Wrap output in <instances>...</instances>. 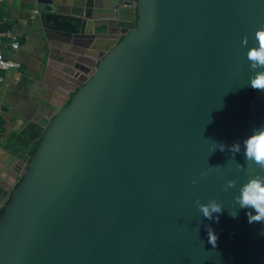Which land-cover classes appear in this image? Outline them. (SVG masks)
<instances>
[{
  "label": "water",
  "instance_id": "95a60500",
  "mask_svg": "<svg viewBox=\"0 0 264 264\" xmlns=\"http://www.w3.org/2000/svg\"><path fill=\"white\" fill-rule=\"evenodd\" d=\"M34 1L81 49L66 55L78 79L0 188V264H264V223L234 199L260 170L230 151L264 126L246 59L264 0H137L131 16L119 0ZM211 199L218 223L196 204Z\"/></svg>",
  "mask_w": 264,
  "mask_h": 264
},
{
  "label": "crops",
  "instance_id": "0c3cea01",
  "mask_svg": "<svg viewBox=\"0 0 264 264\" xmlns=\"http://www.w3.org/2000/svg\"><path fill=\"white\" fill-rule=\"evenodd\" d=\"M0 15L4 20L0 25V46L6 56L21 63L19 68L0 70V188H4L13 185L20 175L14 167L21 170L28 161L26 153L15 146L14 134L32 123L45 126L68 100L78 73L66 55L81 49L64 43L50 31V23L40 17L34 0H6L0 6ZM6 30L18 36L20 48L11 47L10 39L1 34ZM100 36L95 40L98 49L109 42L106 36ZM68 71L72 75L66 74ZM7 162H12L13 167Z\"/></svg>",
  "mask_w": 264,
  "mask_h": 264
},
{
  "label": "clouds",
  "instance_id": "9594fccd",
  "mask_svg": "<svg viewBox=\"0 0 264 264\" xmlns=\"http://www.w3.org/2000/svg\"><path fill=\"white\" fill-rule=\"evenodd\" d=\"M244 40H247V37ZM254 41L253 46L248 47L246 52V59L249 62L250 69L253 70L248 85L254 90L264 92V27L255 30ZM218 144L219 150L224 151L226 146L223 143ZM242 149L246 164L255 165L260 171L240 186L238 194L234 197L235 203L238 205V209L248 210L246 212L248 223H264V126L256 127L251 131L243 141V148L240 142H234L230 146V151L233 154L232 158L235 159V154L240 153ZM237 165L240 168L244 167L238 163ZM192 183L195 184L196 180L194 179ZM235 186L236 181L228 179L224 191H228ZM196 204L204 218L219 222V214L223 211V207L219 202L215 199H211L206 203L197 200ZM238 209L229 212V214L236 218L239 214ZM207 235L208 242L215 248L218 235L210 226L207 227Z\"/></svg>",
  "mask_w": 264,
  "mask_h": 264
},
{
  "label": "trees",
  "instance_id": "16d2710c",
  "mask_svg": "<svg viewBox=\"0 0 264 264\" xmlns=\"http://www.w3.org/2000/svg\"><path fill=\"white\" fill-rule=\"evenodd\" d=\"M44 126L38 124H30L20 134H14L12 140L17 145L18 149L26 153V158L29 161L38 146V143L43 135ZM4 208L1 209L3 211Z\"/></svg>",
  "mask_w": 264,
  "mask_h": 264
},
{
  "label": "built area",
  "instance_id": "2783aa9c",
  "mask_svg": "<svg viewBox=\"0 0 264 264\" xmlns=\"http://www.w3.org/2000/svg\"><path fill=\"white\" fill-rule=\"evenodd\" d=\"M6 0H0V6L5 2ZM4 22L2 16L0 15V25ZM2 35L6 36L10 39V45L13 49L20 48L21 42L18 38V36L11 30H6L1 32ZM21 66V63L17 60H14L8 56L5 55L4 49L2 46H0V70L5 71L13 68H19ZM0 79H2V76H0Z\"/></svg>",
  "mask_w": 264,
  "mask_h": 264
},
{
  "label": "flooded vegetation",
  "instance_id": "af4514ba",
  "mask_svg": "<svg viewBox=\"0 0 264 264\" xmlns=\"http://www.w3.org/2000/svg\"><path fill=\"white\" fill-rule=\"evenodd\" d=\"M136 3H137V0H119V5L121 6V9L123 10V12L126 13L125 16H131L132 15L130 10L133 7H136ZM137 19H138V16L136 15L135 20H125V21H123V25L120 27V32L121 33L115 35L114 37L115 38H118L119 37V39H122L123 36H124V33L123 32H125L127 30H130L131 27H133L134 25H136L137 24ZM107 38H108V40L111 39V38H109V36H107ZM107 44L105 45V47L107 46Z\"/></svg>",
  "mask_w": 264,
  "mask_h": 264
}]
</instances>
